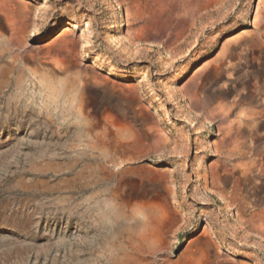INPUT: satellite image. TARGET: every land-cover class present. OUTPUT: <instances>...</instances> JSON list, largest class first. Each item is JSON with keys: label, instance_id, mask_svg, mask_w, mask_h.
Listing matches in <instances>:
<instances>
[{"label": "rangeland", "instance_id": "obj_1", "mask_svg": "<svg viewBox=\"0 0 264 264\" xmlns=\"http://www.w3.org/2000/svg\"><path fill=\"white\" fill-rule=\"evenodd\" d=\"M31 1L22 44L0 12V264H264L260 0H200L171 46L116 0ZM177 1L143 5L174 33ZM77 31L106 82L31 51Z\"/></svg>", "mask_w": 264, "mask_h": 264}, {"label": "bare ground", "instance_id": "obj_2", "mask_svg": "<svg viewBox=\"0 0 264 264\" xmlns=\"http://www.w3.org/2000/svg\"><path fill=\"white\" fill-rule=\"evenodd\" d=\"M116 1L124 7L125 17L127 19V22L130 23L132 21H139V20H143L146 22L144 28L140 30L139 33L137 32L135 34L133 32L131 33L135 38H137V40H141L142 38H145L151 42L165 43L168 46H171L172 44H174V42L180 39V37H182L183 34L187 31L195 14L198 12V9H199L198 4L200 2V0H190V3L188 5L189 8H188L187 14L185 15L184 18H182L178 22L179 23L178 28H177L178 30H176L174 33L173 32L171 33L169 32V28L164 23L162 24V23L156 22V20L154 21V18H152L153 16H151L148 13V11L145 9L146 6L143 5V0H116ZM167 1H171V0H167ZM258 6L259 7L257 9L256 15H258L259 13H264V0H260L258 3ZM178 8H179L178 1L172 0L170 4L171 13H174ZM0 12L4 13L9 20L13 21L14 34L16 35V40L19 44H22V39H24L25 37L24 33L26 30V24L24 22L25 15L22 9L17 5L15 1L0 0ZM261 16L263 17V15ZM160 21H163V20H160ZM256 22H257V19L255 20V23ZM195 81H197V78H195ZM191 86H193V83L189 85L187 88L189 90V95L191 97L192 103L196 109H200L201 107L200 97L199 95H197L195 87H191ZM209 116L211 119H216L217 117H219V115L213 111L209 112ZM153 128H156V126H154ZM155 134L156 135L153 136V139H154L153 145L155 144L157 148L156 150L158 151L162 150L169 145L168 143L169 138L167 134H164L158 130L155 131ZM166 213L167 212L165 210L163 213H161V217L166 216ZM246 222L252 226L254 231H257L262 236H264V226L263 225H256L255 223L253 224L252 222H250V219H247ZM157 233L158 232L156 229H152L151 231L152 237H156ZM176 264H182V263L178 262Z\"/></svg>", "mask_w": 264, "mask_h": 264}, {"label": "water", "instance_id": "obj_3", "mask_svg": "<svg viewBox=\"0 0 264 264\" xmlns=\"http://www.w3.org/2000/svg\"><path fill=\"white\" fill-rule=\"evenodd\" d=\"M11 1H15L25 15L26 30L24 35L26 37L33 28L35 14L40 4L31 0ZM33 46L34 48L31 51L35 55L49 59L51 61L50 65L55 69L64 70L70 64L72 71L79 76L80 84L88 82L103 83L109 79L108 73L99 68L94 61L83 58V43L80 39V31L55 38L49 44L33 42Z\"/></svg>", "mask_w": 264, "mask_h": 264}]
</instances>
